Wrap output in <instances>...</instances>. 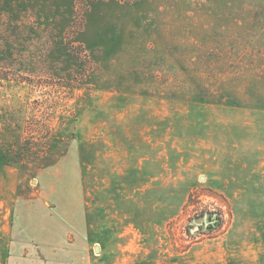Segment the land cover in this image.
Here are the masks:
<instances>
[{"label":"rangeland","instance_id":"obj_1","mask_svg":"<svg viewBox=\"0 0 264 264\" xmlns=\"http://www.w3.org/2000/svg\"><path fill=\"white\" fill-rule=\"evenodd\" d=\"M263 190L264 0H0V264L56 209L102 262L264 264Z\"/></svg>","mask_w":264,"mask_h":264},{"label":"crops","instance_id":"obj_2","mask_svg":"<svg viewBox=\"0 0 264 264\" xmlns=\"http://www.w3.org/2000/svg\"><path fill=\"white\" fill-rule=\"evenodd\" d=\"M260 195H264V190ZM261 208L264 211V201ZM51 214L54 219L18 221L17 225L2 227L6 228L2 232L7 238L3 264L123 263L121 257L115 262H102V258L109 260L105 247H100L103 222L75 221L71 218L73 212L67 210L56 209ZM128 258L133 264V257Z\"/></svg>","mask_w":264,"mask_h":264},{"label":"trees","instance_id":"obj_3","mask_svg":"<svg viewBox=\"0 0 264 264\" xmlns=\"http://www.w3.org/2000/svg\"><path fill=\"white\" fill-rule=\"evenodd\" d=\"M25 143H27V145H26V147H25L24 150H27V149L29 148V145H30L31 143L29 142V140L25 141ZM28 144H29V145H28Z\"/></svg>","mask_w":264,"mask_h":264}]
</instances>
